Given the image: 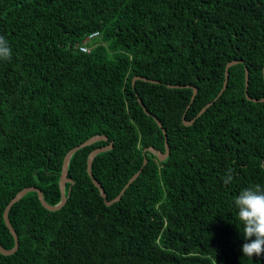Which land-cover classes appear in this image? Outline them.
I'll list each match as a JSON object with an SVG mask.
<instances>
[{
    "label": "trees",
    "instance_id": "16d2710c",
    "mask_svg": "<svg viewBox=\"0 0 264 264\" xmlns=\"http://www.w3.org/2000/svg\"><path fill=\"white\" fill-rule=\"evenodd\" d=\"M88 41L90 53L79 46ZM0 264H264L234 198L264 185V0H0ZM242 61L229 70V62ZM137 76L154 80H138ZM167 85L195 86L171 89ZM218 97L217 100H215ZM139 99L149 111L148 115ZM213 103L192 125L202 109ZM170 154L161 160L146 148ZM109 201L140 176L121 200ZM233 169V181L224 183Z\"/></svg>",
    "mask_w": 264,
    "mask_h": 264
},
{
    "label": "water",
    "instance_id": "95a60500",
    "mask_svg": "<svg viewBox=\"0 0 264 264\" xmlns=\"http://www.w3.org/2000/svg\"><path fill=\"white\" fill-rule=\"evenodd\" d=\"M239 63H243L242 61H232V62H229L227 64V67H226V75H225V82H224V87L221 91V93L218 95V97L224 92V90L226 89L227 87V84H228V80H229V70L232 66L234 65H237ZM246 70V75H245V93H246V98L247 100L249 101H252V102H262L264 101V98L261 99V100H257V99H254L252 98L249 93H248V88H249V80H250V73H249V70L248 68L245 69ZM263 74H264V69H263ZM138 80H141V81H145V82H151V83H158L154 80H150V79H147L145 77H141V76H137L133 79V86H135L136 84V81ZM169 88L171 89H182V88H191L193 90V96H192V99L191 101H194L197 93H198V89L197 87L195 86H190V85H187V86H183V85H167ZM218 97L215 99L217 100ZM139 102L141 104V106L143 107L144 111L150 115L149 111L147 110V108L145 107V105L143 104L142 100L139 99ZM213 103H209L207 104L203 109L202 111L198 114V116L192 120V121H187L185 120V117L183 118L184 120V124L186 126H189V125H192L194 123V121L200 117L201 115H203V113L212 105ZM155 121L157 122L158 126L162 129L163 133L165 134V153H162L160 151H157L155 148L153 147H149V148H146L145 149V152H150L152 153L153 155H155L156 157L160 158L161 160H165L168 155L170 154V147H169V143H168V138H167V133H166V130L164 129L163 127V124L162 122L157 118V117H154ZM100 140H104V141H109L108 137L106 136H96V137H93L91 139H89L88 141H86L85 143L73 148L72 150H70L67 155L65 156L64 158V162H63V171H62V175H61V189H62V200L61 202L56 205V206H50L46 203L45 199H44V195H43V192L41 190H39L38 188H35V187H29V188H26L24 190H22L20 193H18L14 199H12V201L7 205L6 209H5V212H4V221H5V224L6 226L8 227L9 231L11 232V234L14 236V239H15V247L12 249V250H5L3 249L1 246H0V252L3 254V255H12L14 253L17 252V250L19 249V239H18V236L15 232V230L12 228L11 226V223L9 221V212L11 210V208L14 206V204L19 201L25 194H27L28 192H36L37 195H38V199L39 201L41 202V204L47 208L48 210L50 211H57L59 209H61L65 204H66V201H67V198L65 196V183L66 182H72L71 180L68 179V164H69V161L71 159V156L79 151L80 149L88 146V145H91L97 141H100ZM113 149V142L111 141L109 143V145L107 146H104V147H100V148H97L95 150H93L89 156H88V167H87V172L89 174V176L91 177V179L93 180L94 184L98 187V189L100 190L101 192V195L102 197L104 198L105 200V203L106 205L110 206V205H113L114 203L118 202L121 200L122 196L124 195V193L126 192V190L130 187V185L140 176V174L142 173L143 171V168L147 165L148 163V159L146 158V154L144 153L145 155V159H144V163H143V167L129 180V182L125 185V187L122 189V191L120 192V194L118 195L117 198H115L114 200L112 201H109L107 199V194L104 190V188L102 187V185L95 179L93 173H92V163H93V159L100 153L102 152H105V151H108V150H111Z\"/></svg>",
    "mask_w": 264,
    "mask_h": 264
},
{
    "label": "clouds",
    "instance_id": "9594fccd",
    "mask_svg": "<svg viewBox=\"0 0 264 264\" xmlns=\"http://www.w3.org/2000/svg\"><path fill=\"white\" fill-rule=\"evenodd\" d=\"M88 37L83 45L79 46L89 49L88 41L98 36ZM12 57V49L8 40L0 35V61H8ZM233 169H228L225 173L224 183L230 184L233 181ZM235 207L238 210L239 221L243 224V237L245 243L242 245L244 257L264 256V185L255 184L242 189L234 198Z\"/></svg>",
    "mask_w": 264,
    "mask_h": 264
},
{
    "label": "built area",
    "instance_id": "2783aa9c",
    "mask_svg": "<svg viewBox=\"0 0 264 264\" xmlns=\"http://www.w3.org/2000/svg\"><path fill=\"white\" fill-rule=\"evenodd\" d=\"M95 35H97V34H95ZM81 50L84 51V52H88L89 51V49H87L85 47H81Z\"/></svg>",
    "mask_w": 264,
    "mask_h": 264
}]
</instances>
